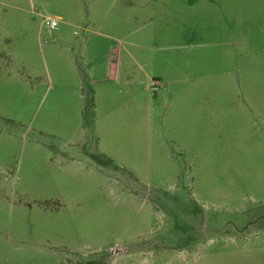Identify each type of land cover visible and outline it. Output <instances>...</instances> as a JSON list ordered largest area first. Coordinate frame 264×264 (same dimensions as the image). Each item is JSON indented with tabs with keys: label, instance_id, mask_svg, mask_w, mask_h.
I'll return each instance as SVG.
<instances>
[{
	"label": "rangeland",
	"instance_id": "rangeland-1",
	"mask_svg": "<svg viewBox=\"0 0 264 264\" xmlns=\"http://www.w3.org/2000/svg\"><path fill=\"white\" fill-rule=\"evenodd\" d=\"M0 264H264V0H0Z\"/></svg>",
	"mask_w": 264,
	"mask_h": 264
},
{
	"label": "built area",
	"instance_id": "built-area-1",
	"mask_svg": "<svg viewBox=\"0 0 264 264\" xmlns=\"http://www.w3.org/2000/svg\"><path fill=\"white\" fill-rule=\"evenodd\" d=\"M45 25L50 29V30H56L57 29V22L54 18H47Z\"/></svg>",
	"mask_w": 264,
	"mask_h": 264
}]
</instances>
